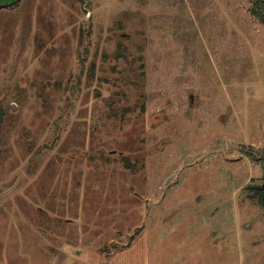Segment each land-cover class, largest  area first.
<instances>
[{"label": "rangeland", "instance_id": "374dc122", "mask_svg": "<svg viewBox=\"0 0 264 264\" xmlns=\"http://www.w3.org/2000/svg\"><path fill=\"white\" fill-rule=\"evenodd\" d=\"M263 152L245 0L0 7V264H264Z\"/></svg>", "mask_w": 264, "mask_h": 264}, {"label": "trees", "instance_id": "16d2710c", "mask_svg": "<svg viewBox=\"0 0 264 264\" xmlns=\"http://www.w3.org/2000/svg\"><path fill=\"white\" fill-rule=\"evenodd\" d=\"M80 4L88 0H77ZM251 8L252 14L257 18L258 22L264 26V0H245ZM252 157V155H251ZM262 162V169L264 172V152L261 157L258 158ZM260 194V200L264 204V197L262 198Z\"/></svg>", "mask_w": 264, "mask_h": 264}, {"label": "water", "instance_id": "95a60500", "mask_svg": "<svg viewBox=\"0 0 264 264\" xmlns=\"http://www.w3.org/2000/svg\"><path fill=\"white\" fill-rule=\"evenodd\" d=\"M18 2V0H0V7H10L15 5ZM257 190L261 191L262 198L264 196V184H262L259 187H256Z\"/></svg>", "mask_w": 264, "mask_h": 264}]
</instances>
